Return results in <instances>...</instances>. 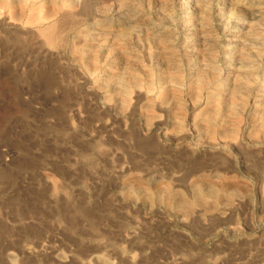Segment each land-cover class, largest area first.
<instances>
[{"label": "rangeland", "instance_id": "rangeland-1", "mask_svg": "<svg viewBox=\"0 0 264 264\" xmlns=\"http://www.w3.org/2000/svg\"><path fill=\"white\" fill-rule=\"evenodd\" d=\"M223 1H205L202 25L219 78L233 30L221 25L231 15ZM49 2L0 0V264H264V149L249 146L264 138V112L234 111L219 89L202 90L209 73L183 56L180 1ZM93 23L105 50L78 39ZM155 26L165 38L131 34ZM162 48L174 64L160 61ZM113 72H123L121 103L105 83ZM166 76H176V101ZM219 141L232 145L222 155Z\"/></svg>", "mask_w": 264, "mask_h": 264}, {"label": "bare ground", "instance_id": "bare-ground-1", "mask_svg": "<svg viewBox=\"0 0 264 264\" xmlns=\"http://www.w3.org/2000/svg\"><path fill=\"white\" fill-rule=\"evenodd\" d=\"M18 5L23 6L25 5L26 0H16ZM40 1V0H39ZM46 1H53V0H46ZM73 6L75 4H83L84 0H70ZM132 1V0H131ZM158 1V0H157ZM162 1V0H161ZM180 5L183 8V14L185 17H183L182 20V27L185 29V34L186 37L183 40L186 49L184 52V57L185 59H195L198 63V68L199 65L202 67L201 69H207L209 73L206 77V79L203 82L202 90L206 89L207 91H215L216 89H219V93L225 97L224 99L228 100V102L233 105L235 108L234 111H239L240 113H246L249 111V108L251 107L255 113H263L264 112V77L261 79L258 85V89L256 92L253 91V85L251 84V77H252V68L254 66V61H253V53L255 52L254 50V45L256 44V41L259 39V30L263 28V20H264V0H225L226 2L222 4V9L226 10V13H230V17L226 22L221 20L222 22V27L223 24H227L230 27H232V31L229 35V38L225 42V48L223 49L222 55V62L223 66L222 69L220 70L223 74L219 78L217 74L219 71L215 70V68H212L209 64V58L205 60V55L208 57L206 54L205 50H208L207 47V42H208V37L205 34V31L202 29L203 23V13L205 10V1L206 0H179ZM124 2V1H123ZM160 2V1H159ZM167 2V1H166ZM170 2V1H169ZM213 2V1H212ZM6 3V2H4ZM50 3V2H49ZM125 3V2H124ZM129 3V2H128ZM168 3V2H167ZM217 3V2H216ZM52 4V3H51ZM54 4V3H53ZM52 4V6H53ZM57 4V3H56ZM131 4V3H130ZM159 4V3H157ZM161 4V2H160ZM163 4V3H162ZM161 4V5H162ZM166 4V3H165ZM208 4V3H207ZM213 4V3H212ZM219 4V3H218ZM221 4V2H220ZM6 5V4H5ZM49 5V4H47ZM112 5V4H111ZM135 5V4H134ZM176 5V4H175ZM46 6V5H45ZM51 6V5H49ZM65 6V5H64ZM153 6V4H152ZM216 6V5H215ZM221 6V5H218ZM217 6V7H218ZM29 7V6H28ZM37 6L34 5L33 9H36ZM48 7V6H47ZM46 7V8H47ZM140 7V6H139ZM180 7V8H181ZM51 8V7H50ZM155 8V7H154ZM209 8V7H208ZM220 8V7H219ZM53 9V8H52ZM114 9V8H113ZM156 9V8H155ZM160 9V8H159ZM165 9V8H163ZM170 9V8H169ZM218 9V8H216ZM22 10V9H20ZM32 10V9H30ZM29 10V11H30ZM39 11V9H37ZM208 10V9H207ZM210 10V9H209ZM247 11L248 15L250 17V20L245 21L244 19H239L237 20L235 13L237 11ZM28 11V13H29ZM33 11V10H32ZM50 11V10H49ZM48 11V12H49ZM156 11V10H155ZM177 11H179L177 9ZM217 11V10H216ZM36 12V11H35ZM130 12V10H129ZM153 12V11H152ZM181 12V11H180ZM32 13V12H31ZM34 13V12H33ZM114 13V12H113ZM158 13V12H157ZM218 13V12H216ZM239 13V12H238ZM7 14V13H6ZM30 14V13H29ZM36 14V13H35ZM34 14V15H35ZM38 14V13H37ZM118 16H124L122 12H118ZM165 14V12H164ZM181 14V13H180ZM207 14V12H206ZM132 14H130L131 16ZM159 15V14H158ZM163 15V14H161ZM243 15V14H242ZM247 15V16H248ZM114 16V15H113ZM129 15L126 16V21L129 25L132 26V24H136V22L139 20L137 17H130ZM133 16V15H132ZM149 16V15H148ZM154 16V15H153ZM167 16V15H166ZM169 16V15H168ZM226 16V15H225ZM239 16V15H238ZM241 16V15H240ZM32 17V15H31ZM36 17V16H35ZM55 17V15H54ZM81 17V16H80ZM139 17V16H138ZM150 17V16H149ZM218 17V16H217ZM216 17V18H217ZM40 18V17H39ZM38 18V19H39ZM165 18V17H164ZM168 18V17H167ZM208 18V17H207ZM219 18V17H218ZM28 19V17H27ZM30 19V18H29ZM35 19V18H34ZM37 19V20H38ZM71 19V18H70ZM83 19V18H82ZM170 19V17H169ZM247 19V18H246ZM36 20V19H35ZM77 20V19H74ZM218 20V19H217ZM10 21V19H9ZM15 21H19V19L15 18ZM40 22V19L38 20ZM62 21V20H61ZM65 21V20H64ZM67 21V20H66ZM81 21V20H79ZM143 21V20H142ZM180 21V20H179ZM26 22V21H25ZM31 22V21H30ZM42 22V21H41ZM45 22V21H44ZM63 22V21H62ZM157 22V21H156ZM163 22V21H162ZM206 22V21H205ZM11 23V22H9ZM14 23V22H12ZM38 23V22H37ZM43 23V22H42ZM65 23V22H63ZM48 24V23H47ZM50 24V23H49ZM206 24V23H205ZM14 25V24H13ZM16 25V24H15ZM46 25V24H45ZM61 25V24H60ZM67 25V24H66ZM57 26V25H56ZM65 26V25H64ZM74 26V25H73ZM220 26V25H219ZM49 27V26H47ZM44 26V28H47ZM59 27V26H57ZM95 26V23L91 25V30L88 31V34L86 36H79L78 39H86L89 41V47L93 50L97 49H104L108 45V40L102 36L101 34H98L97 32H94L95 30H92ZM123 28V27H122ZM209 28V27H208ZM227 28V27H226ZM43 29V28H42ZM41 29V31H42ZM60 29V27H59ZM131 29V34L133 35V38L137 39V42L141 41L143 39L155 41H159L167 35V32L164 28L155 26L151 28L149 31H144L143 29L140 28H130ZM182 29V28H181ZM62 30V29H61ZM60 30V32H61ZM73 30V29H72ZM108 30V29H107ZM206 30V29H205ZM264 30V29H263ZM16 31V30H15ZM57 31V30H55ZM54 31V32H55ZM64 31V30H62ZM117 31V30H115ZM261 31V30H260ZM103 32V31H102ZM144 32V34H143ZM105 33V32H103ZM44 34V33H43ZM58 34V33H57ZM182 34V33H181ZM144 36V37H141ZM261 36V35H260ZM263 36V35H262ZM64 37V36H63ZM45 39L44 37H42ZM41 38V39H42ZM143 38V39H142ZM48 40V36L46 37ZM131 39V38H130ZM142 39V40H141ZM262 39V38H261ZM46 40V41H47ZM63 41V40H62ZM61 41V42H62ZM114 39L111 40L113 43ZM166 41V40H165ZM49 42V40L47 41ZM258 42V41H257ZM129 43V42H128ZM120 44V43H119ZM122 44V43H121ZM259 44V43H258ZM140 45V44H139ZM201 45L203 47H201ZM183 47V46H182ZM119 48V47H118ZM200 48V50H199ZM259 49V48H258ZM105 50V49H104ZM147 50V49H146ZM150 50V49H149ZM163 50V52H162ZM159 58L162 63L168 64L170 66V62L175 63L177 60H173L172 57L169 55V51L167 48H162ZM202 50V51H201ZM214 50V49H212ZM202 52V53H201ZM201 53V54H200ZM123 54V53H122ZM146 54V53H145ZM144 54V55H145ZM153 54V52H152ZM172 54V53H170ZM131 55V54H130ZM109 56V55H108ZM107 56V57H108ZM133 57V56H132ZM147 57V56H146ZM123 59L125 58L124 55L122 57ZM154 58V57H153ZM147 59V58H146ZM186 59V60H187ZM109 60V59H108ZM145 60V59H144ZM158 60V59H155ZM154 60V61H155ZM183 60V59H182ZM112 61V60H111ZM159 61V60H158ZM184 61V60H183ZM193 61V60H190ZM117 62V61H116ZM148 62V61H147ZM185 64V63H184ZM133 65V64H132ZM150 65V64H149ZM167 66V65H166ZM191 66V65H190ZM118 67V66H117ZM168 67V66H167ZM114 68V67H113ZM108 69V68H107ZM186 69V68H185ZM123 70V69H122ZM130 70V68H129ZM118 72V71H117ZM202 72V71H200ZM114 73V72H113ZM131 73V72H129ZM262 74V73H261ZM109 75V73H108ZM123 72L121 73H114L112 74L109 78H107L105 81L106 85L112 89L114 92H116V100L117 102L121 103L125 100L126 98V88L124 86L123 82ZM168 75V74H167ZM206 75V74H205ZM255 75V74H254ZM128 77H132L127 75ZM190 76V75H189ZM200 76V75H199ZM203 76V75H202ZM264 76V75H263ZM167 79L165 78L164 84L166 85L168 91L170 92L171 99L174 101L177 100V93H176V76H166ZM260 77V76H259ZM105 78V77H104ZM195 84L198 83L197 79L195 78ZM179 81V80H178ZM185 82V81H184ZM188 82V81H187ZM257 82V81H254ZM103 84V83H102ZM186 85V84H185ZM194 85V84H193ZM158 87V86H157ZM189 87V86H188ZM192 87V86H190ZM195 88V87H193ZM139 89V88H138ZM149 89V88H147ZM166 89V88H165ZM111 90V91H112ZM194 90V89H193ZM155 91V90H154ZM133 93V91H130ZM136 92V91H135ZM149 92V91H148ZM178 92V90H177ZM183 92V91H182ZM131 93V94H132ZM147 93V92H146ZM163 93V92H162ZM150 94V93H149ZM152 94V93H151ZM167 94V93H166ZM148 95V94H147ZM153 95V94H152ZM179 95V94H178ZM193 95V94H192ZM216 95V94H215ZM214 95V96H215ZM137 96V95H136ZM159 96V95H158ZM194 96V95H193ZM219 96V94H218ZM106 97V96H105ZM169 97V96H168ZM220 97V98H221ZM170 98V97H169ZM181 98V97H180ZM138 99V98H137ZM136 99V101H138ZM130 100V99H129ZM166 100V99H165ZM153 101V100H152ZM167 102V101H166ZM134 104V102H132ZM131 103V104H132ZM155 103V102H154ZM126 104V103H125ZM129 104V103H128ZM147 104V102H146ZM156 104V103H155ZM215 104V103H214ZM213 104V105H214ZM144 105V104H142ZM116 106V105H115ZM118 106V103H117ZM176 106V105H175ZM223 106V105H222ZM221 106V107H222ZM119 107V106H118ZM133 107V106H132ZM170 107V106H169ZM227 107V106H226ZM128 108V107H127ZM140 108V107H139ZM210 108V107H209ZM212 108V107H211ZM175 109V107H174ZM229 109V108H228ZM131 110V109H130ZM129 110V111H130ZM138 110V109H137ZM208 110V109H207ZM133 112V111H130ZM138 112V111H137ZM176 112V111H175ZM194 113V112H193ZM210 113V112H209ZM212 113V112H211ZM186 114V113H185ZM191 114V113H190ZM206 114V113H203ZM202 114V115H203ZM142 115V114H141ZM169 115V114H168ZM173 115V114H172ZM209 115V114H208ZM253 115V114H252ZM190 116V115H189ZM202 117V116H201ZM228 117V116H227ZM165 118V117H164ZM213 118V117H212ZM130 120V119H129ZM142 120V119H141ZM176 122H178V117H175ZM136 122V121H135ZM251 122V121H250ZM253 122V121H252ZM154 123V122H153ZM203 124V123H202ZM258 124V123H257ZM255 125V124H254ZM253 125V126H254ZM175 126V125H174ZM241 126V125H239ZM227 127V125H226ZM257 127V126H256ZM202 128V127H201ZM228 128V127H227ZM248 128V127H247ZM206 129V128H205ZM226 129V128H225ZM254 129H258L255 128ZM228 130V129H226ZM251 130V129H250ZM259 130V129H258ZM263 130V129H262ZM204 131V129H203ZM255 131V130H254ZM264 131V130H263ZM167 133V132H166ZM172 133V132H171ZM248 133V132H247ZM169 134V133H168ZM167 134V135H168ZM173 134V133H172ZM204 134V132H203ZM262 134V133H261ZM170 135V134H169ZM211 135V134H209ZM250 136V134H248ZM252 136V134H251ZM170 137V136H169ZM247 137V136H246ZM174 138V137H173ZM150 139V138H149ZM215 139V138H214ZM218 140V139H217ZM207 142V141H206ZM216 142V141H215ZM220 142V141H219ZM191 143V142H190ZM213 143V142H212ZM237 145L239 144L238 142L236 143ZM235 141H234V145ZM249 144V143H248ZM198 145V144H197ZM231 145L230 141H224L216 144V148L220 151L216 152H225L226 148ZM236 145V146H237ZM195 146V145H194ZM232 146V145H231ZM241 148V145H238ZM243 146V145H242ZM250 148L253 147L254 149L256 147H259L260 149H264V138H261L260 140L252 141L249 144ZM215 147V145L213 146ZM230 147V146H229ZM258 148V149H259ZM239 149V147H238ZM257 149V148H256ZM183 150V149H182ZM250 150V149H249ZM255 151V150H253ZM210 152V151H209ZM244 152V151H243ZM260 153V152H259ZM199 154V153H198ZM220 154V153H219ZM223 154V153H222ZM220 154V155H222ZM228 155V154H227ZM225 156V155H224ZM244 156V155H243ZM226 157V156H225ZM247 157V156H246ZM254 157V156H253ZM261 157V155H260ZM228 158V157H227ZM226 158V159H227ZM248 158V157H247ZM229 159V158H228ZM250 159V158H249ZM206 160V159H205ZM246 161V160H245ZM254 161V160H253ZM230 162V161H229ZM231 164V163H230ZM253 164V163H252ZM256 164V163H255ZM261 164V163H260ZM232 165V164H231ZM248 165V164H247ZM257 165V164H256ZM255 166V165H254ZM253 167V166H252ZM256 168V167H255ZM259 168V167H258ZM261 168V167H260ZM257 169V168H256ZM260 170V169H259ZM262 171V170H261ZM264 176V175H263ZM260 177V176H259ZM183 180V179H182ZM233 202V200H232ZM101 261V260H100ZM96 262V260L94 261ZM98 262V261H97ZM100 264V263H99Z\"/></svg>", "mask_w": 264, "mask_h": 264}]
</instances>
